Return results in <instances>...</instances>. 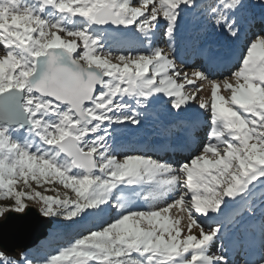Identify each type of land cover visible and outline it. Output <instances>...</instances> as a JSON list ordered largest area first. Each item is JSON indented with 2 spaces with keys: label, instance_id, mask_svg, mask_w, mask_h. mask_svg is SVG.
Returning <instances> with one entry per match:
<instances>
[{
  "label": "snow or ice",
  "instance_id": "snow-or-ice-1",
  "mask_svg": "<svg viewBox=\"0 0 264 264\" xmlns=\"http://www.w3.org/2000/svg\"><path fill=\"white\" fill-rule=\"evenodd\" d=\"M196 7L197 0H0V201H11L0 216L23 212L30 200L43 216L81 230L41 264H228L209 252L223 229L221 206L247 204L264 185V31L249 37L230 75L210 79L196 68L190 78L176 64L172 38L182 14ZM240 7L242 0H216L209 15L237 37ZM161 23L167 50L153 46ZM130 27L146 50L132 51L136 41L116 34ZM196 81L210 85V99L198 98L201 88L185 91ZM153 102L178 111L195 102L210 114L207 142L194 144L178 167L113 154L114 127L138 125ZM54 183L67 190L62 198L45 194ZM143 184L152 185L154 200L176 198L146 211L133 210L134 191L113 199L114 190ZM174 207L187 215L183 228L168 215ZM0 264L33 262L0 252Z\"/></svg>",
  "mask_w": 264,
  "mask_h": 264
},
{
  "label": "rangeland",
  "instance_id": "rangeland-1",
  "mask_svg": "<svg viewBox=\"0 0 264 264\" xmlns=\"http://www.w3.org/2000/svg\"><path fill=\"white\" fill-rule=\"evenodd\" d=\"M215 3L216 0H206L204 2L197 0L196 8H193L189 11H185L182 14L172 38V44L174 43L173 47L177 46L175 45V42H178V44L181 43V40H179L180 37L184 38V36L190 32V34L194 36V40L196 41L197 46L217 45L218 48L221 47L225 49L228 44L232 43L234 39L237 38L240 40L241 44L238 49L242 50L248 42L249 37H251L253 33H259L264 31V29H260L259 21L255 22V20L261 13L264 14V3H262V0H242V7H240L239 10L236 11L234 14L236 21L235 27L237 31H239V27L242 25H250V29H246L249 31V33L244 36V39L238 38L239 36L232 37L221 27H217L215 25L212 17L209 15L210 7L214 6ZM73 19L79 20L80 18L76 17ZM69 27H71V25H69ZM165 28L166 25L163 23L158 26V29L162 31V35L165 34ZM130 29L132 28L130 27L129 29H124V33L129 34ZM241 29L242 27L240 28L239 35H242ZM154 34L155 36H157L156 33ZM136 36L134 37L136 38ZM134 37H132V39H134ZM135 41L136 46L131 49L132 51L146 50L144 48V41H142L141 38L136 39ZM167 44L168 40H166V42L162 41L161 44L156 43L153 46L163 47L165 48V50H167ZM0 48H2V46H0ZM234 49L235 48H233V50ZM79 50L82 49H78V51ZM104 50H111L114 54L117 51L116 48L112 46V42L110 40L104 41ZM236 50L232 52L233 57L236 56L234 55V52ZM227 52L230 53V51ZM175 61L176 64L182 66L177 60ZM237 63L231 70L235 69ZM180 66H178V68H181ZM196 68L198 67L186 66L184 68L185 70L182 71L189 73V77L191 78V72ZM223 74L230 75L231 73L230 71H228ZM209 77L210 79L222 80L224 78V75L209 74ZM201 84L203 85L202 87ZM194 88H201V91L197 93L198 98L203 97L206 100L210 99V85L206 81H196L195 85L186 86L185 91H190ZM220 94L228 95V93L224 92L222 88L220 90ZM129 103L132 102L129 101ZM152 109H154V112L149 111ZM200 110L201 120L202 122H205L206 125L204 127V131L202 133H199V138L201 139V142H207L208 135L211 131L210 114L202 109ZM140 111L142 112V115L139 117L140 123L138 125L126 123L124 125L114 127L112 137L109 141L112 146L113 154L117 155L118 158L124 154H137L149 156L153 159L160 161L161 163L171 164L173 167H178L179 164L186 162L190 155L185 158L178 157L177 159L172 160L168 156L160 158L155 157L149 150L151 149V146L154 145V141L156 139H158L159 141L173 140L172 138H175V135L181 132V127L185 122L188 126L186 129L187 133L191 132V129L189 127L190 125H193V123L196 122L195 119H188V116H181V114L177 115L174 118V115L168 114L172 117L167 120L161 119L162 117L158 115L159 112L168 113L173 111L170 104H164L161 102H153L151 105H149L145 109H141ZM178 118L179 120H176ZM169 120L173 121L166 124ZM174 121L175 125L173 124ZM163 122L165 124H163ZM163 128L165 129L163 130ZM20 139H24L23 134L20 135ZM183 139H180L177 142L182 141ZM73 171H76V169H73ZM30 183L34 188H36V190L43 191V188L37 187L34 181H30ZM22 185L23 181L18 180L15 187L17 190H21ZM44 187L49 189L55 187V192L49 190L45 194L52 196L59 194L61 198L63 197V193L67 191L66 189H64L63 185H60L58 183H54L53 185H44ZM121 187L123 188V186ZM151 187L152 185L150 184H143L140 186H135L133 189H124L123 192L119 190H114L115 195L113 199H115L116 196L131 195L134 191L138 193V195L133 197V210L146 211L149 208L162 207L166 203H171L172 200L176 198V193H170L168 197H166L163 201H155L148 195ZM69 194L73 195L74 198V194ZM10 203L11 201H0V206L8 205ZM25 203L26 207L32 206L41 214L40 206L35 201L26 200ZM221 207L224 208L223 205ZM248 207L252 208L251 212L247 210ZM263 212L264 185H258L256 189H254L249 203L246 204L244 201H241L238 204L229 205L228 207L223 209V215L217 217V219L222 222L223 229L220 235V239L216 240V242L210 248V254L223 255L228 260V264H244V261H246V257H244V254L248 253L252 254L253 256V262L250 264H254V261L258 260L261 257H264V241L259 243L256 240L257 228L255 221L257 220V218L262 216ZM168 215L173 220H179V225L182 228L188 223L187 215L183 213L179 208L174 207L170 209ZM194 215H196L197 219L199 220L200 214ZM47 218V235L41 238L35 245L20 250L17 254H6L1 249L0 252H3L7 257L15 260H20L21 255L23 254L27 256L28 259L32 260L33 264H41V261L45 260L51 254L55 253L57 249L70 244L78 235L81 234L80 225L78 224H73L72 222L66 221L60 217ZM141 226L145 229L151 227L147 223H143ZM193 230L195 231V229ZM245 240L248 241V246H244V244H241V241ZM221 245H223V247H221Z\"/></svg>",
  "mask_w": 264,
  "mask_h": 264
},
{
  "label": "water",
  "instance_id": "water-1",
  "mask_svg": "<svg viewBox=\"0 0 264 264\" xmlns=\"http://www.w3.org/2000/svg\"><path fill=\"white\" fill-rule=\"evenodd\" d=\"M47 225L48 218L32 206L19 213L6 212L0 217V249L6 254H17L35 245L47 235Z\"/></svg>",
  "mask_w": 264,
  "mask_h": 264
},
{
  "label": "bare ground",
  "instance_id": "bare-ground-1",
  "mask_svg": "<svg viewBox=\"0 0 264 264\" xmlns=\"http://www.w3.org/2000/svg\"><path fill=\"white\" fill-rule=\"evenodd\" d=\"M247 29V26L245 25L244 27H242V29H241V33H244V30H246ZM110 32L111 31H115V30H112V29H108ZM135 33V34H134ZM117 35H119V36H122V37H124V38H129V39H132V37H134V36H136V38L134 37V40H136V39H139V38H143L142 36H141V34L140 33H138V32H136V30L134 29V28H132V29H130V31H129V34H125L124 33V31H119V32H117L116 33ZM153 38H155L154 39V41L153 42H155L156 40H158L159 38L157 37V36H155V34L153 35ZM184 39H187V40H192V36H188V35H185L184 36ZM190 42V41H189ZM222 42V41H221ZM217 46V45H216ZM234 48H238V46H234ZM207 50L208 49H210V48H206ZM214 50V51H218L216 48H211L210 50ZM219 52V51H218ZM237 52H238V50H236L235 52H234V55H236L237 54ZM221 54H220V56L222 57V58H232V57H230V53H228V52H225V53H223V52H220ZM225 55H227V56H225ZM218 57V56H217ZM213 60H214V58H213ZM228 63H230V62H228V61H226V62H222V64H228ZM151 107V106H150ZM173 111L172 112H168V113H164V112H159L158 113V115H160L162 118L161 119H164V120H167V119H169L170 117H172L171 115H168V114H172V115H174L173 116V118L174 117H176L177 115H179V114H181V116H188V119H191L192 120V118H194L195 119V123H202L203 124V122H202V120H201V110H200V108H199V106H198V104L197 103H193V102H191L190 103V105L189 106H187V107H184L182 110H174V109H172ZM149 111H151V112H154V109H152V110H149ZM156 113V112H155ZM176 120H179V118L178 119H176ZM190 120V121H191ZM173 121V120H172ZM172 121H168L166 124H168V123H170V122H172ZM187 121V120H186ZM195 123H193V125L195 124ZM163 124H165L164 122H163ZM173 124L175 125V121L173 122ZM187 123L185 122V123H183V125H182V127H181V132L180 133H177L176 135H175V138H174V141L173 142H171V144H173V143H175V142H177L178 140H180V139H186V140H194V137L192 136L191 137V135L189 134V133H187V131H186V129H187ZM165 128H163V130H164ZM179 138V139H178ZM158 139H156L155 140V145L156 146H154V147H158L157 146V144H158ZM164 143H162V145H163ZM166 144V143H165ZM170 144V145H171ZM163 147V146H162ZM156 201V200H155ZM224 209V208H223ZM204 219H207V217H204ZM256 221V228H257V235H256V240H257V242H259V243H261V242H263L264 241V212H263V214H262V216L261 217H259V218H257V220H255ZM207 222H208V219H207ZM248 241H241V244L243 245L244 244V246H248V243H247ZM239 246V245H238ZM244 257H246V261H248L249 262V264L250 263H252L253 262V256H252V254H244Z\"/></svg>",
  "mask_w": 264,
  "mask_h": 264
}]
</instances>
